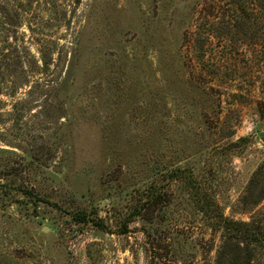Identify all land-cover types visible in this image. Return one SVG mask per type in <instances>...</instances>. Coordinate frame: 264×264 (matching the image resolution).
I'll use <instances>...</instances> for the list:
<instances>
[{"label":"rangeland","instance_id":"1","mask_svg":"<svg viewBox=\"0 0 264 264\" xmlns=\"http://www.w3.org/2000/svg\"><path fill=\"white\" fill-rule=\"evenodd\" d=\"M261 133L264 0H0V264H264Z\"/></svg>","mask_w":264,"mask_h":264},{"label":"trees","instance_id":"2","mask_svg":"<svg viewBox=\"0 0 264 264\" xmlns=\"http://www.w3.org/2000/svg\"><path fill=\"white\" fill-rule=\"evenodd\" d=\"M255 178H257V171L254 173V175L252 176V178L250 180V183H249L250 187L249 188H251L253 186V183L255 182L254 181ZM253 237H254V239H252ZM248 239H250V241H254V243H257L259 241V237L256 234H254V233L249 234V237H247L246 240H248ZM248 243H250V242H248ZM248 257L249 256L247 255L246 258L242 261L241 264H251L250 260H248ZM238 264H240V263H238Z\"/></svg>","mask_w":264,"mask_h":264},{"label":"water","instance_id":"3","mask_svg":"<svg viewBox=\"0 0 264 264\" xmlns=\"http://www.w3.org/2000/svg\"><path fill=\"white\" fill-rule=\"evenodd\" d=\"M259 138H261L264 141V134H259Z\"/></svg>","mask_w":264,"mask_h":264}]
</instances>
